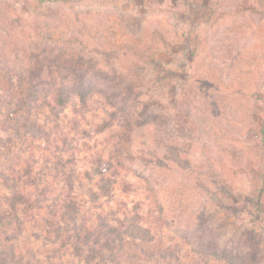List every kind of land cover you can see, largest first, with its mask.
Here are the masks:
<instances>
[{"label": "rangeland", "instance_id": "rangeland-1", "mask_svg": "<svg viewBox=\"0 0 264 264\" xmlns=\"http://www.w3.org/2000/svg\"><path fill=\"white\" fill-rule=\"evenodd\" d=\"M2 68L8 264H264V0H0Z\"/></svg>", "mask_w": 264, "mask_h": 264}, {"label": "trees", "instance_id": "trees-1", "mask_svg": "<svg viewBox=\"0 0 264 264\" xmlns=\"http://www.w3.org/2000/svg\"><path fill=\"white\" fill-rule=\"evenodd\" d=\"M12 76L8 71H6L5 68H2L0 71V89L8 88L9 86H13ZM78 79H81L78 83H75L76 85V95L79 97L80 101H82L84 104H88V100L90 99L91 92L88 85H85L83 77H79ZM25 89V87H24ZM18 90L20 92L22 91L21 87H18ZM71 90L68 88V85L65 83H62L59 88H57L54 92V100L57 103V107L63 108L66 107L67 104L71 101ZM1 96V93H0ZM108 127L107 123H103V125H100L99 131H103ZM261 135H262V144L264 147V123L261 128ZM97 167V174L100 176V187L103 190V193L105 195L110 194L112 188H111V182L112 180L109 178H106L105 170L103 169V163L98 162ZM115 164V163H114ZM7 203L10 208V213L1 214L0 215V223L3 225L7 224H18L20 225V219L18 217L19 211L27 212L32 210L33 207L31 206V198L30 196H26L24 193L14 192L12 197H10L7 200ZM260 204V202H259ZM23 208V209H22ZM78 208L77 203L72 200L69 204L66 203L64 210L61 212V221L57 220H49L48 224L52 227V231H56L57 237L60 238L62 234L65 232V225H68L69 222H72L75 218V214H77ZM259 209V214H260ZM48 226V225H47ZM69 239L63 238L64 246H66L69 242ZM0 264H8L7 258L2 259L0 255Z\"/></svg>", "mask_w": 264, "mask_h": 264}]
</instances>
